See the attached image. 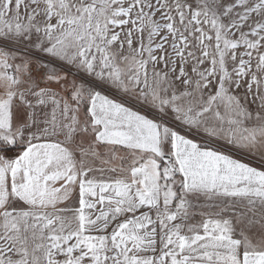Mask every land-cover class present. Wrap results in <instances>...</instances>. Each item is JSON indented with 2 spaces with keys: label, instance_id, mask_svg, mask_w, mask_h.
Wrapping results in <instances>:
<instances>
[{
  "label": "snow or ice",
  "instance_id": "snow-or-ice-1",
  "mask_svg": "<svg viewBox=\"0 0 264 264\" xmlns=\"http://www.w3.org/2000/svg\"><path fill=\"white\" fill-rule=\"evenodd\" d=\"M0 264H264V0H0Z\"/></svg>",
  "mask_w": 264,
  "mask_h": 264
}]
</instances>
